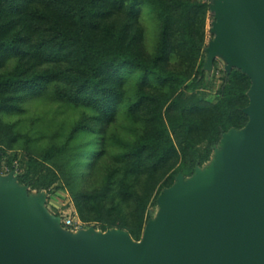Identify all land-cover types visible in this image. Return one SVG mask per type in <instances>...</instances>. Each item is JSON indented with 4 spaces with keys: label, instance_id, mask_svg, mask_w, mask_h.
Masks as SVG:
<instances>
[{
    "label": "trees",
    "instance_id": "1",
    "mask_svg": "<svg viewBox=\"0 0 264 264\" xmlns=\"http://www.w3.org/2000/svg\"><path fill=\"white\" fill-rule=\"evenodd\" d=\"M208 8L203 0H0V169L47 197L66 192L81 222L140 240L159 194L249 121L251 80L237 66L219 70L216 101L186 94L203 78ZM32 100L79 112L62 140L35 153L15 150L19 132L5 120Z\"/></svg>",
    "mask_w": 264,
    "mask_h": 264
},
{
    "label": "water",
    "instance_id": "2",
    "mask_svg": "<svg viewBox=\"0 0 264 264\" xmlns=\"http://www.w3.org/2000/svg\"><path fill=\"white\" fill-rule=\"evenodd\" d=\"M214 1L221 20L211 52L251 80L248 132H228L234 135L217 175L191 186L178 176L159 194L166 191L159 222L150 221L138 241L118 229L75 241L59 236L54 219L23 205L13 179L2 178L0 264H264V0L208 5Z\"/></svg>",
    "mask_w": 264,
    "mask_h": 264
},
{
    "label": "rangeland",
    "instance_id": "3",
    "mask_svg": "<svg viewBox=\"0 0 264 264\" xmlns=\"http://www.w3.org/2000/svg\"><path fill=\"white\" fill-rule=\"evenodd\" d=\"M219 12L214 1L208 8L206 26H205V41L201 51V59L203 60V78L194 82V85L186 90V94L195 93L199 98L214 102L217 99V89L220 86L219 70L228 65L225 54L217 52L212 54L210 44L216 36L215 24L220 21ZM146 24V43L148 48H151L153 27L149 21ZM215 62V64H214ZM215 73V75H213ZM79 116V112L70 107L59 106L55 102L49 100L36 101L32 100L25 103L24 110L21 114H12L5 117L9 123H13L14 130L19 132L17 141L15 142V150H22V146L27 145L29 151L35 153L40 151L48 143L52 141L62 140L73 120ZM247 127L235 133L237 135L246 134ZM234 134L228 133L224 138L214 147L209 159L204 162L197 172L187 178H182L181 182L184 186H191L195 184L200 178L216 176L223 165L222 155L225 153L230 145V138ZM26 136L30 138L26 141ZM1 166H5L4 162ZM13 172V173H12ZM5 171L0 169V189L3 184L2 178L11 177L14 189L21 190V203L25 206L36 204L41 210L42 218L52 217L55 221L56 233L67 236L70 240L75 241L82 235H90L94 238H100L107 234L118 232L117 229H110L106 232L100 230L96 223L81 222L72 205H65L62 201L68 195L64 191H58L55 195L47 197L44 190H35L18 183L16 170ZM16 178V180H15ZM178 180L176 181V184ZM166 193L164 191L158 196L156 205L151 208L152 220L151 223L156 225L161 217L164 207L162 196ZM46 206H51L56 210V214L51 213ZM124 232L123 230H120Z\"/></svg>",
    "mask_w": 264,
    "mask_h": 264
},
{
    "label": "built area",
    "instance_id": "4",
    "mask_svg": "<svg viewBox=\"0 0 264 264\" xmlns=\"http://www.w3.org/2000/svg\"><path fill=\"white\" fill-rule=\"evenodd\" d=\"M203 1H205V2H209V0H203Z\"/></svg>",
    "mask_w": 264,
    "mask_h": 264
}]
</instances>
